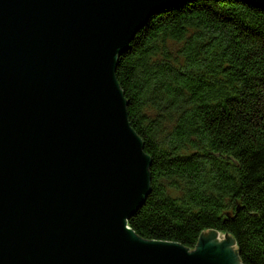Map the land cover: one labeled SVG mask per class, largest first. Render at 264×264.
Listing matches in <instances>:
<instances>
[{"label": "water", "instance_id": "95a60500", "mask_svg": "<svg viewBox=\"0 0 264 264\" xmlns=\"http://www.w3.org/2000/svg\"><path fill=\"white\" fill-rule=\"evenodd\" d=\"M184 1L0 0V264H243L227 234L189 249L129 226L152 159L116 69Z\"/></svg>", "mask_w": 264, "mask_h": 264}, {"label": "trees", "instance_id": "16d2710c", "mask_svg": "<svg viewBox=\"0 0 264 264\" xmlns=\"http://www.w3.org/2000/svg\"><path fill=\"white\" fill-rule=\"evenodd\" d=\"M116 78L151 157V192L129 226L194 249L204 232L264 264V9L186 0L154 15Z\"/></svg>", "mask_w": 264, "mask_h": 264}, {"label": "rangeland", "instance_id": "374dc122", "mask_svg": "<svg viewBox=\"0 0 264 264\" xmlns=\"http://www.w3.org/2000/svg\"><path fill=\"white\" fill-rule=\"evenodd\" d=\"M222 237H225V235H222Z\"/></svg>", "mask_w": 264, "mask_h": 264}]
</instances>
